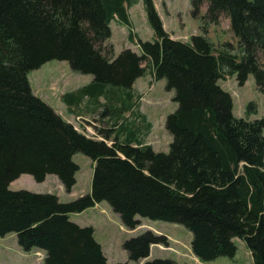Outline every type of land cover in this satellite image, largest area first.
<instances>
[{
  "label": "trees",
  "instance_id": "16d2710c",
  "mask_svg": "<svg viewBox=\"0 0 264 264\" xmlns=\"http://www.w3.org/2000/svg\"><path fill=\"white\" fill-rule=\"evenodd\" d=\"M138 1L0 0V236L16 233L22 249H43V264H109L94 228L68 216L104 201L129 229L139 217L184 226L203 261L233 257L239 238L254 263L264 264V117H248L256 114L254 102L246 117L235 116L232 96L219 84L235 76L242 86L253 76L264 95V0H191L193 16L214 24L228 17L236 53L229 43L216 48L204 33L170 38L152 0H141L157 38L138 39L141 54L125 48L115 55L105 44L109 21L117 16L130 26L128 7ZM145 58L155 80L165 79L175 92L177 107L164 121L172 136L168 152L141 144V130L149 128L144 117L138 125L124 116ZM52 59L93 75L83 97L78 90L62 99L70 96L71 107L86 98L109 112L111 127L97 128L103 139L85 136L33 93L28 74ZM76 152L92 160L88 193L61 202L52 193L9 190L21 174L38 182L55 174L70 190L79 170ZM160 242L168 243L148 231L123 246L128 260H138ZM143 264L178 263L151 258Z\"/></svg>",
  "mask_w": 264,
  "mask_h": 264
},
{
  "label": "rangeland",
  "instance_id": "374dc122",
  "mask_svg": "<svg viewBox=\"0 0 264 264\" xmlns=\"http://www.w3.org/2000/svg\"><path fill=\"white\" fill-rule=\"evenodd\" d=\"M152 2L159 17L158 20L161 21L163 30L170 35V38L187 41L192 34L204 33L216 48L229 43L233 48L232 52H237V39L229 30V19L224 14L220 17L219 23L214 24L203 20L200 14L192 15L195 7L191 0H152ZM205 4L207 3L204 2L200 12L206 9ZM128 12L130 26L121 22L117 16L109 21L112 33L105 44H111L114 47L115 55L125 48L141 54L138 39L153 42L157 38L148 22L141 0L128 7ZM130 30L133 39L129 38ZM141 64L143 67L146 66L145 72L137 76L132 83L131 93L135 100L132 109L126 111L124 116L129 121L135 120L138 125H141L139 118L144 117V122L149 123V128L145 127L141 130V144L149 145L155 151L168 152L172 136L165 128L164 121L166 116L177 107V103L173 100L175 92L166 88L165 79L155 80L154 75L149 71L148 58L143 59ZM28 79L33 93L49 104L66 121L73 124L78 131L96 140L103 139L97 128L111 127L109 112L104 113L101 107L94 108L86 98L76 105L72 104L71 107L68 105V102L72 100L70 96L65 100L62 99L64 95L73 94L78 90L79 96L83 97L82 88L92 82L93 75L79 74L71 70L66 60L52 59L39 68L31 70ZM235 79V76H228L219 80V84L232 96L233 114L237 117H246L247 103L254 102L256 114L248 117H264V95L256 91L253 76H249L242 86H239ZM69 107L72 110L68 111ZM120 122H122L121 119ZM107 141L109 144L112 143V140ZM72 160L79 166V171L76 174L75 183L68 191L55 174L45 175L47 179L42 182L36 181L30 174H21L9 184L8 188L9 190L26 189L37 193H52L58 196L61 202L77 199L90 191L93 167L92 160L81 152L74 153ZM105 203H98L86 210L70 213L68 216L69 220L77 225L95 226L94 232L96 230L97 238H100L103 243L101 249L109 264L118 262L143 264L151 258H172L178 264H255L246 244L239 238H235L237 251L233 257L218 256L211 261H203L189 245L191 233L184 226L139 217L140 224L134 229H129L117 223L115 212L113 213L109 204ZM148 231L164 237L168 243H154L150 246L149 256L138 260H128V252L123 246L124 241ZM16 239V233L0 236V264L44 263L46 251L39 248L26 251L21 248Z\"/></svg>",
  "mask_w": 264,
  "mask_h": 264
},
{
  "label": "crops",
  "instance_id": "0c3cea01",
  "mask_svg": "<svg viewBox=\"0 0 264 264\" xmlns=\"http://www.w3.org/2000/svg\"><path fill=\"white\" fill-rule=\"evenodd\" d=\"M79 171V170H78ZM77 171V172H78ZM77 172L75 173V177H76V174H77ZM45 179H47V178H45ZM45 181V180H44ZM100 203H103V204H106L105 202H100ZM98 204V203H97ZM96 205V204H95ZM108 205V204H107ZM109 206V205H108ZM110 207V206H109ZM111 209V208H110ZM113 212V211H112ZM73 213V212H72ZM114 213V212H113ZM70 214V213H69ZM115 215H116V220H117V223H119L120 225H121V221H120V218H119V215L118 214H116V213H114ZM140 219V218H139ZM93 226V225H92ZM93 228H95V226H93ZM97 232H96V230H95V232H94V237H95V239L99 242V244H101V246L103 245V243L100 241V238L98 239L97 238ZM104 252V251H103Z\"/></svg>",
  "mask_w": 264,
  "mask_h": 264
}]
</instances>
